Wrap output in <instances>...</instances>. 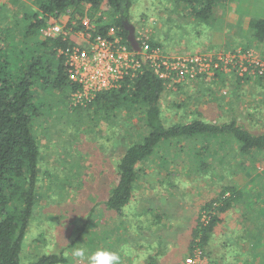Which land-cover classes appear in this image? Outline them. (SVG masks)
I'll list each match as a JSON object with an SVG mask.
<instances>
[{"label":"rangeland","instance_id":"rangeland-1","mask_svg":"<svg viewBox=\"0 0 264 264\" xmlns=\"http://www.w3.org/2000/svg\"><path fill=\"white\" fill-rule=\"evenodd\" d=\"M227 1L226 28L221 26L223 19L192 21L187 8L177 0H136L131 8L130 24L135 27L136 34L148 31L150 35L157 30L163 38V49H158L167 55L214 52L218 49L213 47L219 45H213V41L219 43L228 38L232 41L236 37L231 32L240 27L239 33L243 34L247 20L244 34L248 36L250 19L264 16V0ZM37 9L36 0H0V28L3 26L4 31L17 32L11 44L13 47L23 44L21 30L25 29V22L21 20L24 13H33ZM229 11L233 21H228ZM67 17L64 15L62 20ZM246 35L241 37L247 38ZM74 38L78 44H86L82 38L76 35ZM240 39L243 43L238 48L247 46L264 63V50L255 39L248 42L243 37ZM36 41H39L38 34L28 36L27 47ZM12 64L19 65V58H13ZM221 74L225 80L219 85L213 83L214 79H219L218 75L214 79L209 78L205 86L189 88L191 82L165 86L161 101L165 120L169 123L189 122L207 117L218 123L227 122L229 118L223 120L219 114L225 107L235 109L229 102L243 90L240 86L249 79L264 80V76L259 75L240 78L234 70ZM69 95L67 99V91L66 94L41 91L39 96L45 103L42 116L33 125L40 145L39 200L24 239L23 264H30L39 256L52 252H63L69 258L67 264H87L86 259L74 260V248H84L88 252L100 248L118 251L122 257L121 264H133L129 261L134 253L138 256L137 262L139 257L163 256V260L167 259L165 264H173L174 261L185 264L186 256L192 253L195 245L190 244V240L197 225L198 206L213 194V189L195 173V159H205L200 155L205 151L206 141L204 144L199 137L168 142L159 152L156 149L153 158L142 165L144 171L136 183L140 188L135 190L132 202L124 207L123 214L118 215L116 211L107 210L105 200L117 182L119 152L141 135L142 129L129 116L127 119L119 117L118 111L114 112L116 114H104L95 106L85 110L72 101V94ZM213 97L223 100L217 108L210 104L199 106L202 100ZM244 98L241 111L245 112L240 114L239 110H234L240 115V121L252 110L254 117L259 114L263 118L264 97L247 90ZM227 113L231 115L230 111ZM195 115L197 117H193ZM241 124L254 132L261 131L256 123L247 121ZM127 125H131L133 130L127 129ZM190 148L194 151L191 152ZM170 158L174 164L163 166L164 160ZM254 159L247 157L249 164L257 163L259 168L253 176L234 175V180L239 185L244 184V189H240L237 198H231L228 216L215 226L208 243L200 246L207 264H264V245L256 246L250 241L256 230L264 236V174L259 175L264 169V151L255 153ZM174 179L178 185L171 187L170 180ZM257 190L261 191L259 197L255 194ZM150 206L161 207L168 217L159 219L160 214L151 211ZM107 230L108 233H104Z\"/></svg>","mask_w":264,"mask_h":264},{"label":"trees","instance_id":"trees-1","mask_svg":"<svg viewBox=\"0 0 264 264\" xmlns=\"http://www.w3.org/2000/svg\"><path fill=\"white\" fill-rule=\"evenodd\" d=\"M135 1L36 0L38 9L33 13L25 12V17L19 19L25 22V29H18L23 35V44L16 48L11 44L17 32L4 31L3 26L0 28V264H23L24 239L39 200L40 145L33 125L42 116L45 105L39 98L40 93L48 91L56 94L58 91L59 94H66L67 91L68 99L69 94L80 88L70 79L65 53L60 51L65 52L74 45L82 44H78L70 35L46 37L43 28L51 19L58 20L67 14L68 26L79 30L84 28L83 17L89 16L94 24V27H90L93 35L105 34L114 26L121 38L132 47L125 24L131 22V8ZM177 1L187 8V15L193 17L192 21L198 22H207L209 18L219 21V13H225L229 8L227 0ZM73 19L76 20L74 25L71 23ZM250 28V37L264 40V19L252 17ZM34 34H38L39 41L27 47V37ZM135 36L140 37V32L136 34L135 30ZM1 37H4V41H1ZM143 38L144 35L140 37V43ZM162 39L154 30L146 41L150 48L160 49ZM16 57L19 58V65L13 66L12 59ZM165 89L164 81L157 76L151 62L144 60L142 70L136 76L128 75L119 87L98 92L87 107L79 105L85 110L95 106L104 114L118 111L121 114L119 117L127 119L129 116L142 129V134L119 152L117 182L105 200L107 210L116 211L118 215L123 214L124 207L132 202L135 190L140 188L136 183L144 171L142 165L153 158L156 149L159 152L168 142L189 141L203 135H219L225 139L229 135L234 145L230 147L231 152L234 154L247 155L253 161L254 151L264 150V132H254L236 118L219 123L207 117L205 119L209 121L198 117L189 122H167L161 108ZM126 128L133 130L131 125ZM204 148L207 150L208 146ZM205 160L209 162L194 161L197 166L195 173L203 180L214 173L212 169L219 168V164L212 166L215 161L209 155ZM170 183L171 187L178 185L175 179ZM213 183L220 186L217 180H213ZM226 185L216 197L202 206L190 244L204 247L220 222L219 214L232 206L231 198L239 196L234 186L236 183ZM104 233L107 234L108 230ZM67 263L69 258L63 252H52L39 256L30 264Z\"/></svg>","mask_w":264,"mask_h":264},{"label":"built area","instance_id":"built-area-1","mask_svg":"<svg viewBox=\"0 0 264 264\" xmlns=\"http://www.w3.org/2000/svg\"><path fill=\"white\" fill-rule=\"evenodd\" d=\"M51 19L43 28L46 37L69 35L82 38L86 44L74 45L65 52V64L70 79L79 85V89L71 95L76 105H88L95 95L103 90L117 88L128 75L136 76L141 72L144 60H149L155 73L164 81L165 86L193 82L200 77L215 78L227 71H236L238 76H264V63L252 50L236 47L231 50H218L183 55H167L157 48H150L146 41L149 32L136 37L141 50L137 51L125 42L117 29L112 26L107 33L93 35L90 27H94L89 16L82 19L84 28L73 30L68 26V18ZM72 25L76 20H72ZM258 71V72H257ZM185 264H207L200 245L195 244L192 253L185 258Z\"/></svg>","mask_w":264,"mask_h":264},{"label":"crops","instance_id":"crops-1","mask_svg":"<svg viewBox=\"0 0 264 264\" xmlns=\"http://www.w3.org/2000/svg\"><path fill=\"white\" fill-rule=\"evenodd\" d=\"M226 13H227V11L225 13H222V12L219 13V16H220L219 19H223L224 20V22L222 23L223 25H221L224 28H226V26H228V24L225 23ZM229 16H230V18H228L229 19L228 21H233V17L231 18V16H232L231 15V11H229ZM262 17H257V18L264 19V16L263 15H262ZM247 27H248V20L246 21V25H244L243 34H240L239 33V30H240V27H239L238 30H233L231 32L234 35L233 37H236L235 39H233L231 41V40H228V39H230V38H228V39H224V41H221L219 43L216 42V41H213L212 42L213 45H219V46L213 47V48H215L216 50L217 49L218 50H221V49H223V50H231V49H234L236 47H239V44L240 43H243L242 42V39H240L242 37L244 38V40H246V42L252 41L253 40V37H250L249 36L250 34H248V36L246 34H244V32L247 30ZM241 35H246L247 38L245 36H242L241 37ZM255 42L259 44L260 49H263L264 50V40L259 41V40L255 39ZM212 49H210V50H212ZM262 58L264 59V54H262ZM218 78L219 79H214L213 80V83L215 85L216 84L219 85L220 83H222L223 80H225L222 77V74H219ZM208 80L209 79H207V78L200 77L198 80L193 81L190 84H188V87L189 88L190 87L195 88V87H198V86L199 87L200 86H203V85L205 86V83H208ZM240 87L243 90L241 92H237L238 93V96L235 99H233L232 101H230L229 104L232 103L233 108H235L236 110H239V112L241 114V113L245 112V111L242 112L241 110L244 107L243 99H245L244 98V95H245V92H247V90L248 91L249 90L250 91H253L254 93L260 94V95H262L264 97V80L263 79H260V78H258V79H249L247 82H245L243 84V86H240ZM230 91L232 92L233 89H231ZM222 102H223V100H219V99H215V98L209 100L207 98V100H202V102L199 103V106H208L210 104L211 107L217 108L218 107V104H220ZM231 108L225 107L224 110H223V112H221V114H219V117L220 118L222 117L223 120H225V118H227V119L229 118L228 121L232 120L233 118H236V120L239 123H243V122L247 123V121H250V123H256V125L259 128L258 130H261L262 132H264V126H263L264 125V117L262 118L261 115H259V114H258V117H254V114L255 113L252 110V111H250L248 113V115L244 116L242 118V120L240 121V118H239L240 115H237L234 112L235 109L233 110ZM257 109H258V107H257ZM228 111H230V114L231 115H229L227 113ZM199 114L203 115V113H199ZM193 117H197V116L195 115ZM192 118H190V119H192ZM203 118H206V117H203ZM213 122H216V121L213 120ZM257 133H260V132L257 131ZM201 137L203 139V142L206 141V143H207L206 145L208 146L209 151L208 150H205L204 153H202L200 157H204L205 156V159H206V157L209 155L210 156V159L213 158V160L215 161V163L212 164V166H215V165L219 164V168H217V170H216V168L215 169H212V171L214 173L210 177H208L206 180L204 179L205 182L213 189V194H209V196H207V197H209V199H207L205 201V203L208 202L210 199L216 197L218 195V193L223 189V187L224 186H227L226 183H230L231 185H234L236 183V185H234V186H236V189H237L238 193H240V191H241L240 189H244L243 188L244 187L243 186L244 184L243 185H239L238 182L234 180V175L235 174L240 175L241 173H243L246 176H250V175L253 176L255 174L254 171H256V169L259 168V166L256 165L257 163H251V164H249L248 161H247V155H241V154L236 153V152H235V154L232 153L230 147L231 146L233 147L234 145L231 142V139H230L231 137L229 135H226L225 139H222V137H220L219 135H213V136H210V137H205L203 135ZM220 141H222L223 144H221ZM204 144H205V142H204ZM189 150L191 152L194 151L193 149H189ZM262 151H264V150H262ZM175 152H177V150H175ZM254 152L255 153H259L261 151L260 150L259 151L257 150V151H254ZM205 159L201 163H205L206 161H207L206 163L209 162V160H205ZM164 162L165 163L163 164V166H165L166 164H168L170 162H172L174 164L175 161H173L172 158H170V159H167L166 161L164 160ZM246 165H249V166L246 167ZM152 168H154V167H152ZM150 170H152V169L150 168ZM262 174H264V169H263V172L261 174H259V175H262ZM213 180H217L220 186H217L216 184H214L213 183ZM200 194L202 195L203 193L201 192ZM255 194H256L257 197H259L261 195V191L260 190H257ZM149 201H147V202H149ZM205 203L199 204L198 209H197V212L198 213H200L201 208H202V206ZM149 208H150L151 211H153L155 213H159L160 214V217L161 216H163L164 218H167L168 217V214L166 212L161 211L162 210L161 207H158V206L157 207L150 206ZM230 208L231 207H228L225 211H223V212H221L219 214L220 220H222L223 218H225V217L228 216L229 209ZM159 210H160V212H159ZM198 217H199V215H198ZM252 238L253 239H250V241H253L256 244V246H258V245H264V243H263L264 236L261 235V233L258 230H256L255 232H253ZM144 258H147V259L144 261ZM144 258L141 259V257H139V261L137 262L138 256L136 255V253H134L133 256H132V258H130L129 263L131 262L133 264H138V263H141V264H165V262H167V259L163 260V256H161V257H154V256L153 257H150V256H148V257H144ZM173 264H180V263H177L176 261H174Z\"/></svg>","mask_w":264,"mask_h":264},{"label":"clouds","instance_id":"clouds-1","mask_svg":"<svg viewBox=\"0 0 264 264\" xmlns=\"http://www.w3.org/2000/svg\"><path fill=\"white\" fill-rule=\"evenodd\" d=\"M72 256L74 260L86 259L87 264H121L122 261L120 252L103 248L92 252L84 248H74Z\"/></svg>","mask_w":264,"mask_h":264},{"label":"water","instance_id":"water-1","mask_svg":"<svg viewBox=\"0 0 264 264\" xmlns=\"http://www.w3.org/2000/svg\"><path fill=\"white\" fill-rule=\"evenodd\" d=\"M125 27L128 30V40L131 43L132 47L135 50L140 51L141 47L135 36V27L130 23H126Z\"/></svg>","mask_w":264,"mask_h":264}]
</instances>
